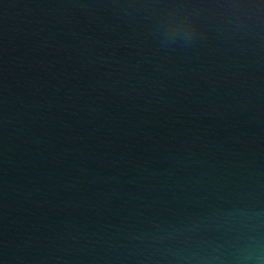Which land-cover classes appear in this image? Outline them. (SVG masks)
<instances>
[{
	"label": "water",
	"instance_id": "1",
	"mask_svg": "<svg viewBox=\"0 0 264 264\" xmlns=\"http://www.w3.org/2000/svg\"><path fill=\"white\" fill-rule=\"evenodd\" d=\"M0 264H264V0H0Z\"/></svg>",
	"mask_w": 264,
	"mask_h": 264
}]
</instances>
